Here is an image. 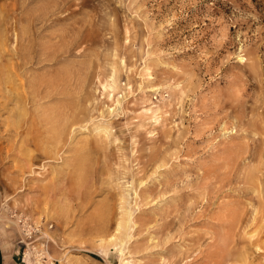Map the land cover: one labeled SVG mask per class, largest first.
I'll return each mask as SVG.
<instances>
[{"label":"rangeland","instance_id":"374dc122","mask_svg":"<svg viewBox=\"0 0 264 264\" xmlns=\"http://www.w3.org/2000/svg\"><path fill=\"white\" fill-rule=\"evenodd\" d=\"M13 260L264 264V0H0Z\"/></svg>","mask_w":264,"mask_h":264},{"label":"bare ground","instance_id":"6f19581e","mask_svg":"<svg viewBox=\"0 0 264 264\" xmlns=\"http://www.w3.org/2000/svg\"><path fill=\"white\" fill-rule=\"evenodd\" d=\"M47 15V14H46ZM45 18V17H44ZM43 18V19H44ZM25 34V33H24ZM20 35H18V37H19ZM60 36V35H59ZM55 39V38H54ZM43 47V46H42ZM25 48V47H24ZM31 48H32V46H31ZM36 48V47H35ZM47 49V48H46ZM26 51V50H25ZM39 51V50H38ZM62 51V50H61ZM48 52V51H47ZM29 53V52H28ZM21 54V53H20ZM30 54V53H29ZM31 55V54H30ZM43 55H44V53H43ZM55 55V54H54ZM53 55V56H54ZM29 56V55H28ZM51 56H52V53H51ZM30 58V57H29ZM50 58V57H49ZM53 58V57H52ZM31 60V59H30ZM24 63H26L27 61L29 62V60H27V56H25V58H24ZM22 62V61H21ZM45 62V61H44ZM30 63V62H29ZM22 65V64H21ZM41 65V64H40ZM30 66V65H29ZM3 76H4V73L2 74ZM11 83V82H10ZM44 83V82H43ZM30 84V83H29ZM53 88H54V84H53ZM9 90V89H8ZM53 91V90H52ZM9 96V95H8ZM9 100H10V98H9ZM21 100V99H20ZM22 100H24V99H22ZM35 101V100H34ZM22 102V101H21ZM20 104V103H19ZM75 108V107H74ZM49 109V108H48ZM72 109H73V107H72ZM77 110V109H76ZM75 110V111H76ZM67 111H68V109H67ZM46 112V111H45ZM51 112V111H50ZM56 112V111H55ZM36 114V113H35ZM43 114V113H42ZM37 115H38V112H37ZM45 115V114H44ZM69 115V114H68ZM72 115V114H71ZM41 116V115H40ZM54 116H55V114H54ZM53 116V117H54ZM53 117L52 116H50L49 114L48 115H46V117H44V119H43V121L44 122H47V123H49V124H51V130H50V134H51V138L50 139H52V140H54L53 142H55V144H57L56 146H58L61 142H62V139H63V136L65 135V133H67L66 132V127H67V123L69 122V120L70 119H72V118H70V119H68L66 122H65V118H64V122H65V124L62 126L61 124H55V123H53L52 122V119H53ZM59 117V116H58ZM73 117V119H74V116H72ZM42 120V119H41ZM55 120V119H54ZM61 120V119H60ZM78 120V119H77ZM43 121H42V123H43ZM73 121H75V120H73ZM72 121V122H73ZM33 122V121H32ZM61 122V121H60ZM71 122V123H72ZM77 123V122H76ZM79 123H81V122H79ZM74 125V124H73ZM48 127V126H47ZM50 127V126H49ZM74 127V126H73ZM75 129V128H74ZM73 129V130H74ZM46 131V130H45ZM72 133H73V131H72ZM48 137V136H47ZM47 139H49V138H47ZM49 142V141H48ZM51 142V141H50ZM56 148V147H55ZM55 150V149H54ZM85 156V155H84ZM84 162V161H83ZM162 166V165H161ZM131 221V220H130ZM129 223V222H128ZM120 226V225H119ZM127 226V225H126ZM30 228V227H29ZM240 228V227H239ZM103 230V229H102ZM107 232V231H106ZM103 233V232H102ZM110 240H112V238L110 239ZM260 241V240H259ZM122 252V251H121Z\"/></svg>","mask_w":264,"mask_h":264},{"label":"crops","instance_id":"0c3cea01","mask_svg":"<svg viewBox=\"0 0 264 264\" xmlns=\"http://www.w3.org/2000/svg\"><path fill=\"white\" fill-rule=\"evenodd\" d=\"M10 264H17V262H15V260H13V262H10Z\"/></svg>","mask_w":264,"mask_h":264}]
</instances>
